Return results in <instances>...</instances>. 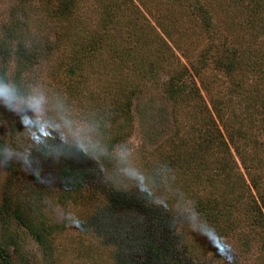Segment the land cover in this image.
<instances>
[{
	"label": "trees",
	"instance_id": "obj_1",
	"mask_svg": "<svg viewBox=\"0 0 264 264\" xmlns=\"http://www.w3.org/2000/svg\"><path fill=\"white\" fill-rule=\"evenodd\" d=\"M89 7L94 26L87 22ZM49 27L54 41L45 34ZM0 53L12 61L10 70L0 67V77L25 95L32 93L27 73L50 57L48 71L63 101L82 107L84 123L106 152L96 163L81 154L105 174V186L93 168L66 161L55 171L60 189L52 196L63 208L57 221L43 212L41 176L20 179L21 158L4 164L1 218L12 216L35 237L46 264H61L60 254L70 250L76 264L223 258L176 211L151 203L125 168L179 207L195 204L224 238L225 251L233 240L244 261L225 264H264V0H17L0 29ZM158 70L166 76L173 130L151 149L118 153L134 130V98ZM90 81L95 88L84 90ZM0 120L18 146L19 118L0 107ZM10 241L0 238V264H18Z\"/></svg>",
	"mask_w": 264,
	"mask_h": 264
},
{
	"label": "rangeland",
	"instance_id": "obj_2",
	"mask_svg": "<svg viewBox=\"0 0 264 264\" xmlns=\"http://www.w3.org/2000/svg\"><path fill=\"white\" fill-rule=\"evenodd\" d=\"M87 1L89 5H91L93 0ZM16 4L17 0H0V29L2 24L9 19L11 11L16 7ZM89 9L91 15L88 13L89 17L87 18V22L91 26H94L96 15L94 16L91 7H89ZM45 34L51 39V41H54L55 33L52 28H46ZM59 51L57 45L54 46L50 51V54L52 55L51 58L48 57V59H42L32 67L27 73V78L29 80L28 85L32 90V93H40L46 97L49 112L53 118H56L59 114L63 113L67 114L74 121L86 125L82 119V107L79 106L77 102L74 103L72 101L67 103L63 101V96H61L59 92L61 89H59L57 85V79L53 78L51 71H48L51 62H53L50 59L54 60L59 55ZM6 64L7 63H5V60L0 53V67ZM7 66L9 70L10 68L12 69L11 60L8 62ZM103 77L104 75L102 78ZM165 80L166 76L158 70L150 79L144 81L141 91L136 95L133 102L134 130L132 134L116 148V152L127 154L139 148L151 149L172 132L173 121L171 101L164 92ZM92 83L94 84V81H92ZM93 84L91 85L90 81V86L88 88L86 87V89L84 88V90L95 88L93 87ZM80 100L82 101V104H84L85 101L88 102L84 97L80 98ZM0 136H3L6 142L11 146L20 149L17 153V158H21L28 152L29 142L26 140L25 136L22 133H19V136H23V138L18 142V146H14L9 138L6 124L1 120ZM31 155H33L36 163L32 166H26L25 162L22 160V167L18 175L20 179L30 174L31 176H41V184L47 191L42 202L43 212L47 218L52 221L60 220L63 217V208L52 194L54 195L60 189V185H57L55 182L54 173L66 161L73 163L78 168H93L98 179H100L101 182H103V186H105V181H102V176L97 170H95L94 165L88 162L82 155L72 159L62 158L59 163H53L51 160H43L41 162L42 158L40 157L39 152H32ZM7 178V168L5 165H0V203L2 202L6 189ZM16 184V188H18L17 190L20 191V194L25 192V188L20 182ZM89 230H94V228L89 226L88 231ZM77 231L78 227L72 228L68 233H76ZM0 238L4 240L9 239V241L11 240L12 250L15 249H13V246L18 249V254L14 253V258L17 260L18 264H46L48 262V255L43 247L37 242L35 237L24 226L19 225L12 216L1 218L0 214ZM70 251L60 254L61 256L59 259L61 264L78 263L76 254ZM250 252L249 256L253 255L255 250H251ZM232 259L236 260L238 263L244 261L242 256H239L233 240H228V245L223 258L214 260L210 264H225Z\"/></svg>",
	"mask_w": 264,
	"mask_h": 264
},
{
	"label": "clouds",
	"instance_id": "obj_3",
	"mask_svg": "<svg viewBox=\"0 0 264 264\" xmlns=\"http://www.w3.org/2000/svg\"><path fill=\"white\" fill-rule=\"evenodd\" d=\"M0 107L12 112L19 118L22 134L29 142V150L21 159L26 166L36 163L32 152H39L41 162L51 160L59 163L63 159H72L83 154L92 158V162L99 161L105 155V149L93 139L91 129L71 119L67 114H59L56 118L50 115L48 101L43 94H23L17 85L0 77ZM20 151L9 143H0V165L12 162ZM125 175L136 180L149 201L158 207L169 211H176L184 218V223L192 232L203 236L221 255L225 254L224 238L221 237L197 211L196 205L179 207L167 198L156 194L146 183L143 175L132 168L123 169ZM101 176L105 174L100 173ZM149 189L151 195H149ZM74 225V224H73ZM171 227L175 229V221Z\"/></svg>",
	"mask_w": 264,
	"mask_h": 264
}]
</instances>
